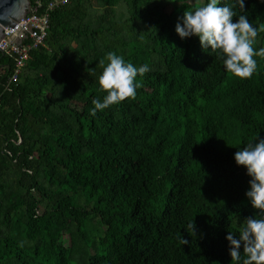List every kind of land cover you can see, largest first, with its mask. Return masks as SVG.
Returning a JSON list of instances; mask_svg holds the SVG:
<instances>
[{
    "label": "trees",
    "instance_id": "obj_1",
    "mask_svg": "<svg viewBox=\"0 0 264 264\" xmlns=\"http://www.w3.org/2000/svg\"><path fill=\"white\" fill-rule=\"evenodd\" d=\"M99 1L108 20L94 29L82 24L81 0L55 8L46 46L8 86L13 62L0 53V170L18 172L0 183V264H232L227 235L264 218L234 158L264 139V58L242 79L198 37L182 39L176 24L206 0H179L169 13L131 0L125 21L111 17L119 0ZM244 3L234 22L264 25V0ZM108 52L150 71L135 99L92 116Z\"/></svg>",
    "mask_w": 264,
    "mask_h": 264
},
{
    "label": "clouds",
    "instance_id": "obj_2",
    "mask_svg": "<svg viewBox=\"0 0 264 264\" xmlns=\"http://www.w3.org/2000/svg\"><path fill=\"white\" fill-rule=\"evenodd\" d=\"M237 5L244 10V0H235L232 4L222 6L220 0H206L198 7L184 12L182 23L176 24V32L182 39L198 37L201 47L215 52L227 72L245 79L251 78L257 71L258 64L254 57L264 58V48L256 50L254 47L258 35L264 32V25L254 27L243 14L234 22ZM99 67L102 74L98 82L100 90L106 95L102 101L93 99L94 107L90 109L92 116L126 99H135L137 89L142 87L137 77H143L150 71L148 65L138 68L115 52H108L99 61ZM234 158L236 164L245 167L251 177L250 190L246 196L252 207L264 216V139L258 143L249 142L235 153ZM243 225L238 239L232 233L226 237L230 244L232 264H241V253L244 257L242 264H264V218L248 217ZM188 229L194 232V223H189ZM180 243L186 245L189 241L182 236Z\"/></svg>",
    "mask_w": 264,
    "mask_h": 264
},
{
    "label": "built area",
    "instance_id": "obj_3",
    "mask_svg": "<svg viewBox=\"0 0 264 264\" xmlns=\"http://www.w3.org/2000/svg\"><path fill=\"white\" fill-rule=\"evenodd\" d=\"M68 0H49L43 4L36 0L24 17V23L16 22L12 28L3 27V38L0 40V53L12 59V67L7 77L6 86L18 81L24 71L30 52L46 46L50 13Z\"/></svg>",
    "mask_w": 264,
    "mask_h": 264
},
{
    "label": "rangeland",
    "instance_id": "obj_4",
    "mask_svg": "<svg viewBox=\"0 0 264 264\" xmlns=\"http://www.w3.org/2000/svg\"><path fill=\"white\" fill-rule=\"evenodd\" d=\"M69 1V0H68ZM82 4L84 6V10L86 13V16L83 19L82 24H86L89 26V28L94 29L98 26H106L107 20L106 16H104V5L99 0H81ZM189 4L192 3H201L203 0H184ZM150 5L154 6L157 5L158 7H161L164 9L165 12L169 13L171 12L176 5L180 4L179 0H149ZM112 14L111 17L114 21H125L129 18H131L132 13V3L131 0H119L115 6L111 9ZM131 23H136V21H130ZM143 25L146 26V22L142 23V25L138 24L137 27L140 28ZM83 26V25H82ZM60 42L66 43V39H61ZM71 46H75L76 42L72 41L70 42ZM50 59H52L51 64L49 65L48 69H54L55 66V59L49 56ZM52 67V68H51ZM31 71V70H30ZM3 72L2 69H0V73ZM28 73L27 70H25L24 74L26 75ZM38 75H44L43 70L37 71ZM50 83H53L55 80L53 78H49ZM71 105L73 107H79V103L71 102ZM36 154V153H35ZM34 154V155H35ZM18 176V172L14 169H10L8 171H1L0 170V183L1 182H7L8 185H12L15 183ZM1 207V206H0ZM20 212L22 210L20 209Z\"/></svg>",
    "mask_w": 264,
    "mask_h": 264
},
{
    "label": "water",
    "instance_id": "obj_5",
    "mask_svg": "<svg viewBox=\"0 0 264 264\" xmlns=\"http://www.w3.org/2000/svg\"><path fill=\"white\" fill-rule=\"evenodd\" d=\"M29 8V0H0V40L4 37L3 27L12 28L16 22L23 24Z\"/></svg>",
    "mask_w": 264,
    "mask_h": 264
}]
</instances>
